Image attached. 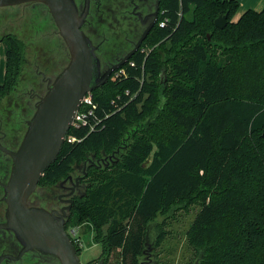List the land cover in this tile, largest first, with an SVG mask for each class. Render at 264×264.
<instances>
[{
	"label": "trees",
	"instance_id": "1",
	"mask_svg": "<svg viewBox=\"0 0 264 264\" xmlns=\"http://www.w3.org/2000/svg\"><path fill=\"white\" fill-rule=\"evenodd\" d=\"M239 7L237 0H161L144 50L92 92L87 125L69 130L76 141H65L41 178L43 197L94 162L66 228L90 222L103 264L115 252L120 264H140L150 229L158 231L157 248L173 208L193 204L201 207L187 232L198 253L193 264H264V9L234 21ZM226 13L228 25L217 28ZM1 42L8 49L0 102L17 91L27 63L22 39ZM169 65L174 75L165 86ZM103 158L115 160L95 164Z\"/></svg>",
	"mask_w": 264,
	"mask_h": 264
},
{
	"label": "water",
	"instance_id": "2",
	"mask_svg": "<svg viewBox=\"0 0 264 264\" xmlns=\"http://www.w3.org/2000/svg\"><path fill=\"white\" fill-rule=\"evenodd\" d=\"M30 3L47 6L68 48L69 63L36 104L19 147L12 150L0 145L12 159L9 180L3 184L7 222L0 224V228L13 232L22 245L18 258L28 251L39 250L54 256L60 264H83L66 228L74 200H67L69 205L58 211L33 206L29 199L46 170L57 160L82 99L105 85L113 72L125 65L134 52L103 72L96 47L83 31L90 0H84L81 11L76 0H0V7ZM228 17V13L220 15L215 26L224 29L228 25Z\"/></svg>",
	"mask_w": 264,
	"mask_h": 264
},
{
	"label": "rangeland",
	"instance_id": "3",
	"mask_svg": "<svg viewBox=\"0 0 264 264\" xmlns=\"http://www.w3.org/2000/svg\"><path fill=\"white\" fill-rule=\"evenodd\" d=\"M103 1L105 2V0ZM102 23L105 24L104 21ZM7 33L18 36L26 45V72L17 87V90L25 94L19 96L18 100L15 99L9 103V134L18 135L19 140L22 141L27 130V121L34 114L36 104L39 102L38 95L44 96L46 93V91H42L43 86L39 85V82L48 77H52L54 80L61 73L69 63V51L47 6L42 3L0 7V40ZM157 46L159 45L156 44L148 50H153ZM7 47L6 42L0 43V83H3L5 79ZM163 56L166 58L167 53L163 52ZM173 75V70L169 65L168 77L163 80L165 86L166 84L172 85ZM16 94L17 92H15ZM152 155L153 153L150 157ZM114 160L115 158L111 159L108 164ZM11 164L12 159L9 156V166ZM37 192L36 196L29 199V203L33 206L48 208L51 205V200L46 195L41 197L47 193L40 189H37ZM59 194L60 191L57 190L55 196ZM200 208L198 204L188 207L180 205L173 208L170 217L163 226L164 239L157 248L153 244L156 237L158 238V231L156 233L153 228L150 229L145 257L149 255L158 260L160 264H193L198 253L190 245L187 232ZM70 227L77 229L78 242L82 249L81 262L83 264H98L102 258L103 247L95 241L92 224L86 220L73 221ZM9 234L11 233L9 232ZM9 251L13 252L11 249ZM145 257L142 261L146 259ZM11 264L21 263L11 262ZM109 264H120L118 252L112 255Z\"/></svg>",
	"mask_w": 264,
	"mask_h": 264
},
{
	"label": "flooded vegetation",
	"instance_id": "4",
	"mask_svg": "<svg viewBox=\"0 0 264 264\" xmlns=\"http://www.w3.org/2000/svg\"><path fill=\"white\" fill-rule=\"evenodd\" d=\"M76 3L81 11L84 0H76ZM160 15L161 0H105V2L103 0H90V10L83 25V31L96 47V54L101 61V70L104 72L113 68L132 52H134L132 55L134 56L138 51L144 50L142 47L150 33L155 30ZM103 21L105 24L102 23ZM149 28L146 37L140 42L143 34ZM8 36L9 33L5 34L3 38ZM54 80L52 77H48L39 82V85L43 86L42 91L47 92L48 87ZM3 83H0V85ZM16 92V95L14 93L10 97L7 96L0 102V145L12 150L19 147L21 140L16 134H9V103L15 99L18 100L19 96L25 94L20 90ZM38 96L40 100L42 95L39 94ZM108 161H111V158H103L101 161L96 160L95 164ZM91 163L94 164L91 159L85 162L84 169ZM11 167L12 164L9 166V155L0 148V224L7 222V204L3 200V184L9 180ZM85 174V170H78L61 181L58 188L53 189L49 195H46L51 200V205L46 209L60 211L61 208L68 206L69 202L67 200H74L75 195L83 189L82 180ZM57 190L60 191V194L55 196ZM22 248L13 232L0 228V264H11V262L60 264L57 258L39 250L28 251L29 254L28 252L23 253L18 258ZM145 258L144 261L141 260L140 264H160L158 260L151 258L149 255ZM98 264L103 263L100 261Z\"/></svg>",
	"mask_w": 264,
	"mask_h": 264
},
{
	"label": "built area",
	"instance_id": "5",
	"mask_svg": "<svg viewBox=\"0 0 264 264\" xmlns=\"http://www.w3.org/2000/svg\"><path fill=\"white\" fill-rule=\"evenodd\" d=\"M160 25L164 26L165 22L164 21L161 22ZM119 72L124 73V70L123 69L119 70L117 73H115L114 77L118 76ZM93 107H94L93 95H92V93H89L82 99L81 105H80L78 111L75 113L73 122L71 124V128L72 127H81V126L87 125V120H88L89 116H91L93 114ZM66 140L70 141V142L76 141L75 137L69 136V135H67ZM67 232H68L69 236L72 238L74 244H79V242H78L79 237H78L77 229L74 227H70L67 229ZM79 246H80V244H79Z\"/></svg>",
	"mask_w": 264,
	"mask_h": 264
},
{
	"label": "crops",
	"instance_id": "6",
	"mask_svg": "<svg viewBox=\"0 0 264 264\" xmlns=\"http://www.w3.org/2000/svg\"><path fill=\"white\" fill-rule=\"evenodd\" d=\"M237 1L239 2L240 7L234 18V21H236L245 11L249 9L257 10V11L264 9V0H237Z\"/></svg>",
	"mask_w": 264,
	"mask_h": 264
}]
</instances>
